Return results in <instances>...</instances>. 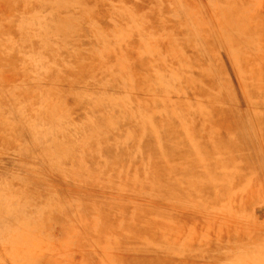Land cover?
<instances>
[{
	"label": "rangeland",
	"instance_id": "obj_1",
	"mask_svg": "<svg viewBox=\"0 0 264 264\" xmlns=\"http://www.w3.org/2000/svg\"><path fill=\"white\" fill-rule=\"evenodd\" d=\"M0 264H264V0H0Z\"/></svg>",
	"mask_w": 264,
	"mask_h": 264
},
{
	"label": "bare ground",
	"instance_id": "obj_2",
	"mask_svg": "<svg viewBox=\"0 0 264 264\" xmlns=\"http://www.w3.org/2000/svg\"><path fill=\"white\" fill-rule=\"evenodd\" d=\"M182 174V173H181ZM197 189V188H196Z\"/></svg>",
	"mask_w": 264,
	"mask_h": 264
}]
</instances>
